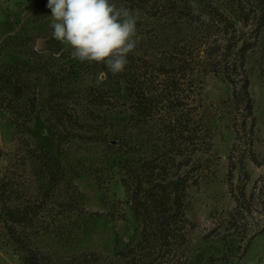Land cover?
Here are the masks:
<instances>
[{
    "label": "rangeland",
    "instance_id": "374dc122",
    "mask_svg": "<svg viewBox=\"0 0 264 264\" xmlns=\"http://www.w3.org/2000/svg\"><path fill=\"white\" fill-rule=\"evenodd\" d=\"M116 3L129 7L126 2ZM168 3L154 15L132 10L138 15L140 40L118 76L130 73L144 84L146 95L156 97L159 93L152 84L157 77L155 65L172 58L184 60L186 112L190 119L194 117L199 135L206 133L187 146L181 126L161 122L162 118L169 120L168 111L173 113L176 101L165 107L161 96L155 98L154 106L160 113L145 128L134 127L133 102L124 79L103 87L100 63L73 59L70 46L50 37L48 0H0V57L23 59L33 65L22 75L29 87L26 93L35 94L38 102L31 117L25 116V99L23 107L18 102L17 112L24 111L22 114H14L0 102V179L25 142L59 154L56 130L63 131L66 139L59 156L70 182L63 185L59 197L68 200L71 193L76 197L75 193L83 211L73 210L64 220L68 233L63 240L44 237L36 239V245L57 257L95 252L106 262L119 260L118 251L140 239L142 223L134 214V199L122 178H128L134 187L135 173L144 172L139 165L151 159L150 163L159 166L156 173L168 179L177 173L191 179L184 198L186 228L177 251L163 264H264V0ZM184 7L191 9V16L179 15ZM210 12L223 13L227 25L234 24L237 37L245 42L235 46L230 38L234 31L223 33L224 24L212 28ZM198 16L207 19L206 25L198 22ZM242 45L247 48L244 68L250 79L252 113L247 99L234 101L233 85L240 91L243 76L239 68L227 63L234 61ZM34 52L38 54L32 57ZM69 61L79 63L82 72L69 84L59 105L79 123L64 120L59 124L46 102L54 83L48 77L69 66ZM98 77L102 82L97 86ZM98 88L102 93L96 92ZM236 197L246 211L238 217L241 232L248 235L243 245L250 242L242 255L225 260L221 258L226 252L222 225L238 211ZM8 239L0 220V264H25L21 252Z\"/></svg>",
    "mask_w": 264,
    "mask_h": 264
},
{
    "label": "trees",
    "instance_id": "16d2710c",
    "mask_svg": "<svg viewBox=\"0 0 264 264\" xmlns=\"http://www.w3.org/2000/svg\"><path fill=\"white\" fill-rule=\"evenodd\" d=\"M115 2H126L129 4L130 10L149 12L154 15L169 5L170 0H115ZM182 9L183 12L179 13L180 16H191V9L185 7ZM210 17L211 19L208 21L213 24L212 28L224 24L225 32L223 33L226 34L230 29H233L234 33H231L230 38L234 40L235 46L236 43L242 41L240 36L237 37L235 25L230 22V25H227L228 19L224 17L223 13L210 12ZM196 19L200 24L206 25L207 19L203 20L200 16ZM20 42L23 45L27 44L23 40ZM2 48L0 46V51ZM246 50V47L240 46L236 51L234 61H227V63L234 65L236 69L239 68L243 76L240 91L237 85H233L234 101L237 103L247 99L248 111L252 113L253 103L249 92L250 79L244 68ZM37 54L38 52H34L32 57ZM69 62V66L61 68L48 77L49 81L55 84H52L46 102L52 110L53 118H57L59 124H62L64 120L79 123V120L74 118L68 109H62L59 105L61 104L60 100L65 99L66 93H68L69 84L78 80L82 72L79 63ZM39 65L40 63L37 61L36 66ZM32 66L27 60H5L0 57V102L14 110V114L24 112H17L18 102L22 103V107L24 106L23 99H25L27 109L24 112L25 116L31 117L37 111V98H35V94L31 96V93H26L29 87L22 75L23 71ZM155 66L157 77L154 78L152 84L155 86L153 87L154 92L159 93L156 97L146 95L144 84L130 73L127 76L119 77V73L113 75L105 64L100 63L99 67L104 76L103 87L108 86L111 82H119L121 78L124 79L127 83L126 91L133 102L132 121L135 122V128H145V124L154 120L157 113H160L161 110L155 109V98L161 96V102L165 103V107L176 101L177 105L173 113L170 112V109L168 111L169 118L166 119L169 120L166 121L162 118L161 122L165 121L181 126V134L184 136L183 144L186 146L189 142L194 144V139L201 140L206 133L202 136L199 135V129L193 121L194 117L190 119L191 114L186 112L185 100L188 95L183 88L187 79V73L183 70L184 60L172 58ZM210 69L213 70L211 67ZM73 76L74 79H72ZM101 90L103 91L102 88H98L96 92L102 93ZM165 93H169V95L163 98ZM178 133L180 134V131ZM56 134L57 149L61 154L66 135L63 131L57 130ZM182 153L183 151L180 154ZM59 154H53L46 148L32 146L25 142L19 147L14 161L0 179V220L4 225L9 243L16 251L21 252L25 264H163L167 256L173 251H177L179 239L186 228L184 198L191 179L178 173L175 177L168 179L159 171L156 173L159 166L155 167L154 161L150 163L151 159H146L139 165V170L144 172L143 174H138L139 171L135 173L134 187L128 178H122L127 191L133 196V211L142 226L140 239L118 251L119 260L102 262L95 252L57 257L42 250L36 245V239L47 237L63 240L68 233V227L64 220L71 217L70 213L73 210L83 211V208L78 205L79 199L75 193L73 194L76 197L71 193L68 200L59 197L63 185L70 182L67 169ZM236 200L238 211L231 215V218L225 220V224L222 225L226 231L222 238L226 245V252L221 258H225V260L242 255L250 242L243 245V241L248 235L241 232L238 217L244 216L246 211L241 207V199L236 197ZM235 238H240L242 241L237 242ZM212 258L208 259L209 262Z\"/></svg>",
    "mask_w": 264,
    "mask_h": 264
},
{
    "label": "clouds",
    "instance_id": "9594fccd",
    "mask_svg": "<svg viewBox=\"0 0 264 264\" xmlns=\"http://www.w3.org/2000/svg\"><path fill=\"white\" fill-rule=\"evenodd\" d=\"M47 7L50 37L70 46L73 59L103 63L113 75L124 71L140 40L136 13L115 0H48ZM86 82L91 84V78ZM101 82L98 77L95 84Z\"/></svg>",
    "mask_w": 264,
    "mask_h": 264
}]
</instances>
